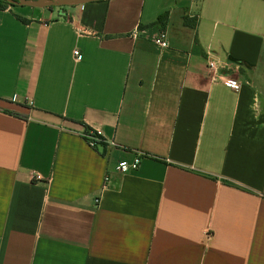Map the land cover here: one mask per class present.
<instances>
[{"label":"crops","instance_id":"1","mask_svg":"<svg viewBox=\"0 0 264 264\" xmlns=\"http://www.w3.org/2000/svg\"><path fill=\"white\" fill-rule=\"evenodd\" d=\"M0 264H264V0L0 10Z\"/></svg>","mask_w":264,"mask_h":264},{"label":"built area","instance_id":"2","mask_svg":"<svg viewBox=\"0 0 264 264\" xmlns=\"http://www.w3.org/2000/svg\"><path fill=\"white\" fill-rule=\"evenodd\" d=\"M80 6V5H79ZM154 44L160 48H166L167 43L164 37L163 33H160L155 39ZM74 58L76 61H80L82 58V55L78 50H74L73 52ZM208 70L210 71L211 75L216 79V81L223 86L231 87L233 89H237L240 84L231 78L226 77L224 74H221L220 72V65L213 60H209L207 62ZM82 138L86 141V143L94 148L98 145H104L107 146L108 143H106V140L104 139L102 133L99 130H90L87 128H84L81 133ZM110 145V144H109ZM142 157V155H137L136 158L132 162H126V161H120L115 166V171L118 173H128L133 172L138 169L139 166V160ZM34 179L39 180L40 178L38 176H34ZM104 182H108V177L106 176L104 178Z\"/></svg>","mask_w":264,"mask_h":264},{"label":"water","instance_id":"3","mask_svg":"<svg viewBox=\"0 0 264 264\" xmlns=\"http://www.w3.org/2000/svg\"><path fill=\"white\" fill-rule=\"evenodd\" d=\"M11 6L30 7L36 9L63 8L84 5L101 0H5Z\"/></svg>","mask_w":264,"mask_h":264},{"label":"trees","instance_id":"4","mask_svg":"<svg viewBox=\"0 0 264 264\" xmlns=\"http://www.w3.org/2000/svg\"><path fill=\"white\" fill-rule=\"evenodd\" d=\"M11 5L8 3V2H6L5 0H0V10L2 11V10H6L8 7H10ZM18 18V20H20V21H22V22H26L24 19H22V18H19V17H17ZM165 19H166V16L165 15H163V16H161L158 20H157V22L155 23V24H158V25H161L162 26V28H163V26H164V23H165ZM194 19H192V20H189V19H187V18H185L184 17V25H186V26H190V27H192V26H194ZM17 117H20V116H18V115H16ZM97 147V146H96ZM96 147H94V148H96Z\"/></svg>","mask_w":264,"mask_h":264}]
</instances>
